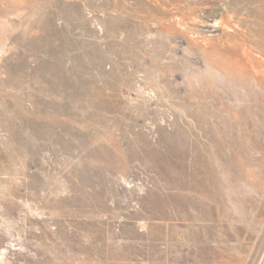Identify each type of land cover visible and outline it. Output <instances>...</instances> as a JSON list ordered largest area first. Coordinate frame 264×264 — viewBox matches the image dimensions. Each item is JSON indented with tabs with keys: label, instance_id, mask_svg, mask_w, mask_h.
Here are the masks:
<instances>
[{
	"label": "rangeland",
	"instance_id": "obj_1",
	"mask_svg": "<svg viewBox=\"0 0 264 264\" xmlns=\"http://www.w3.org/2000/svg\"><path fill=\"white\" fill-rule=\"evenodd\" d=\"M0 264H264V0H0Z\"/></svg>",
	"mask_w": 264,
	"mask_h": 264
}]
</instances>
